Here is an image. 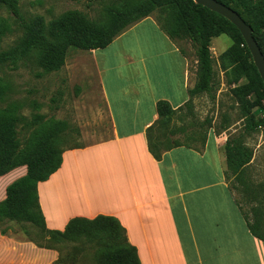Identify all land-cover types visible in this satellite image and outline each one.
Listing matches in <instances>:
<instances>
[{"label":"crops","instance_id":"crops-1","mask_svg":"<svg viewBox=\"0 0 264 264\" xmlns=\"http://www.w3.org/2000/svg\"><path fill=\"white\" fill-rule=\"evenodd\" d=\"M179 49L147 18L108 48L89 53L111 133L101 144L64 153L61 169L39 184L46 228L64 232L75 218L109 217L120 223L141 264H264V241L251 233L250 218L227 177L225 145L231 133L211 130L205 147L176 148L160 161L149 151L147 131L159 119L158 102L177 111L190 101L189 91L196 85L190 59ZM81 152H92L95 163L88 181H65L70 155L74 160ZM72 163L78 167L76 160ZM18 172L22 178L27 168L0 177L7 181L0 185V203ZM82 243L86 248L80 264H95L96 244ZM45 244L25 235L22 225L5 222L0 264H59L60 252Z\"/></svg>","mask_w":264,"mask_h":264},{"label":"trees","instance_id":"trees-1","mask_svg":"<svg viewBox=\"0 0 264 264\" xmlns=\"http://www.w3.org/2000/svg\"><path fill=\"white\" fill-rule=\"evenodd\" d=\"M216 1L234 10L251 27L253 38L264 55V0ZM0 7L13 17L24 33L15 47L0 52V68L36 55L38 65L45 72H59L66 65L69 50L87 53L104 50L130 28L152 18L154 14L160 15L156 23L174 44L177 39H191L198 46V80L189 91L190 101L183 108L175 111L168 102H158L159 119L147 131L149 151L157 161L162 159L164 153L176 148L200 150V147H205L207 135L213 129L211 120L207 119L204 123L208 127L204 136L179 139L176 137L184 134L185 129L179 128L177 122L183 120V113L192 116L195 97L203 94L211 96L213 93V38L227 34L235 42L222 56V68L233 74L234 84H239L243 77L247 79L246 85L231 91L243 110L251 112L264 101L263 81L241 33L229 21L197 5L193 0H116L104 8L102 17L97 21L70 11L50 23L43 17L26 20L21 13L19 0H0ZM11 31L8 21L0 18V46ZM7 92V85L0 78V102ZM254 95L257 96L256 100L251 103L249 98ZM20 120L15 106L0 109V177L19 168H27V174L6 189V199L0 203V230L8 221L22 225L25 235L31 238L38 236L37 238L46 240L45 247L60 252L59 264H80L84 250L78 247V243L82 241L96 244L95 264H141L136 250L127 244L123 236L124 230L114 218H75L69 222L64 232L47 230L39 204L38 187L61 169L65 153L62 138L69 126L57 121L43 124L31 134L23 147L18 135ZM261 128H264V119L250 115L241 132L230 136L226 142L228 172L237 179L242 178L254 158L253 151L245 145L246 138ZM197 143L200 145L196 146ZM77 149L82 148L74 150ZM255 193L258 205L252 210L254 223L248 220L247 214L245 217L253 236L264 241V185H260ZM30 228L36 229L37 233H32ZM9 229L2 230V233L7 234ZM71 244L75 246L70 248Z\"/></svg>","mask_w":264,"mask_h":264},{"label":"rangeland","instance_id":"rangeland-1","mask_svg":"<svg viewBox=\"0 0 264 264\" xmlns=\"http://www.w3.org/2000/svg\"><path fill=\"white\" fill-rule=\"evenodd\" d=\"M115 1L19 0V5L26 20L43 17L47 23H50L70 11L79 12L89 20L97 21L102 17L104 8ZM159 17V14L152 16L155 21ZM0 18L7 20L12 29L0 46L1 52L15 47L22 40L24 33L13 17L2 7H0ZM234 43L227 34L212 39L211 51L215 73L213 93L211 96L203 94L193 99L195 109L192 116L183 113V120L177 122L179 128L185 129L184 134L178 136L179 138L204 136L208 129L207 125L204 126L207 119L212 121L211 130L216 134L228 132L231 136L241 132L250 115L264 119V101H261L251 112L245 111L231 92L232 89L247 84L245 77L239 84H234L233 74L222 68V56L234 46ZM175 45L190 59L192 77L197 83L198 46L189 38L177 39ZM89 55L76 49L69 50L66 65L56 73L45 72L38 65L36 55L0 68V78L8 87L6 96L0 102V109L12 106L17 108L21 117L18 135L23 147L34 131L52 121L64 122L69 126L62 138L65 153L74 151L77 147L86 149L109 140L111 126L101 98L98 74ZM256 97L255 95L250 97L249 101L253 103ZM245 145L254 153L252 166L247 168L242 178L237 179L230 172L228 178L230 188L242 204L244 213L254 222L252 210L258 205L255 192L260 185H264V128L246 138ZM91 153H75L74 160L70 155L63 179L67 182L88 181L89 169L95 167V163L89 157ZM75 160L78 167L72 163ZM20 174L18 172L11 177H16L15 179L18 180ZM95 178L99 179L98 173ZM6 182L0 179V185ZM83 245L84 243L78 247L84 250L86 246Z\"/></svg>","mask_w":264,"mask_h":264},{"label":"water","instance_id":"water-1","mask_svg":"<svg viewBox=\"0 0 264 264\" xmlns=\"http://www.w3.org/2000/svg\"><path fill=\"white\" fill-rule=\"evenodd\" d=\"M199 6L223 17L241 33L253 59V63L264 84V55L253 38V30L234 10L226 7L216 0H193Z\"/></svg>","mask_w":264,"mask_h":264}]
</instances>
